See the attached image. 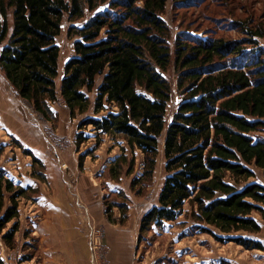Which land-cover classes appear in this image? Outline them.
<instances>
[{
    "label": "trees",
    "instance_id": "16d2710c",
    "mask_svg": "<svg viewBox=\"0 0 264 264\" xmlns=\"http://www.w3.org/2000/svg\"><path fill=\"white\" fill-rule=\"evenodd\" d=\"M168 1L0 0V72L16 97L46 121L54 120L50 105L58 100L71 119L92 107L95 117L77 126L76 149L87 141L82 130L88 127L95 148L101 137L122 138L131 156L123 152L108 173L116 181L126 165L124 173L132 175L138 151L141 174L130 183L132 190L139 187L137 195L152 179L162 140L166 177L157 205L140 219L138 241L175 221L188 204L200 233L220 244L263 252L260 241L243 234L258 235L253 215L264 218V186L248 182L254 170L264 177V139L257 136L264 132V47L258 43L264 26L237 24L244 35L239 40L184 33L171 39L162 19ZM170 1L184 5L190 0ZM86 13L90 17L84 24L67 30L77 39L57 84L61 23L81 21ZM171 68L182 98L167 122L172 88L164 73ZM23 153L32 160V176L45 181L42 162L30 151ZM88 153L79 155V169ZM28 191L0 170V235L10 250L19 231L18 200ZM105 200L107 221L124 226L127 204ZM114 207L118 219H113Z\"/></svg>",
    "mask_w": 264,
    "mask_h": 264
},
{
    "label": "rangeland",
    "instance_id": "374dc122",
    "mask_svg": "<svg viewBox=\"0 0 264 264\" xmlns=\"http://www.w3.org/2000/svg\"><path fill=\"white\" fill-rule=\"evenodd\" d=\"M89 17L86 13L81 21L70 24L63 19L61 23L56 40L60 48L57 84L65 62L73 56V43L77 39L69 37L67 30L69 26H81ZM162 19L170 29L171 39L184 33L203 39L239 40L244 35L241 27L236 29L237 24L243 28L264 26V0H190L184 5H174L169 0ZM258 43L264 47V39ZM164 77L172 88L166 109V121L170 122L182 97L176 90L174 70L169 69ZM89 98L93 102L94 94ZM50 109L55 118L46 121L27 102L16 97L0 72V170L18 188H30L26 198L18 200L15 248L8 249L0 235L2 264H264V251L247 252L234 243L220 244L196 230L188 204L175 221L153 228L138 241L140 219L157 205L166 177L162 140L152 179L137 195L139 187L132 190L130 183L141 174L142 155L138 151L133 154V174L127 176L124 165L118 180H111L108 173L111 163L123 152L128 158L131 156L122 138L101 137L95 148V134L88 127L82 130L87 141L76 149L77 126L85 118L95 117L92 107L74 119L69 117L61 100L51 104ZM257 136L264 139V132ZM24 150L47 165L45 181L32 176V160ZM85 152L90 153L79 169L78 157ZM254 171L255 178L248 182L264 186L261 171ZM104 198L106 204H127L124 226L107 221ZM112 215L118 219L116 207ZM253 216L260 225V233L255 237L243 236L264 246V218ZM94 238L100 242L99 246L93 245Z\"/></svg>",
    "mask_w": 264,
    "mask_h": 264
},
{
    "label": "built area",
    "instance_id": "2783aa9c",
    "mask_svg": "<svg viewBox=\"0 0 264 264\" xmlns=\"http://www.w3.org/2000/svg\"><path fill=\"white\" fill-rule=\"evenodd\" d=\"M92 241H93V245L99 246L100 242H98L97 238L96 239L94 238V240L92 239Z\"/></svg>",
    "mask_w": 264,
    "mask_h": 264
},
{
    "label": "crops",
    "instance_id": "0c3cea01",
    "mask_svg": "<svg viewBox=\"0 0 264 264\" xmlns=\"http://www.w3.org/2000/svg\"><path fill=\"white\" fill-rule=\"evenodd\" d=\"M1 50V49H0ZM45 167H47V165L45 164ZM259 235V234H258ZM255 236H257V235H255ZM255 236H251V237H255ZM248 252V251H247Z\"/></svg>",
    "mask_w": 264,
    "mask_h": 264
}]
</instances>
